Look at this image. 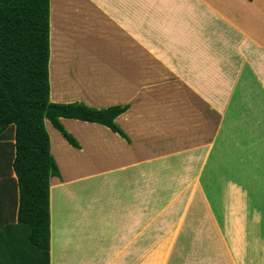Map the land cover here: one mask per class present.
I'll return each instance as SVG.
<instances>
[{
	"label": "rangeland",
	"instance_id": "1",
	"mask_svg": "<svg viewBox=\"0 0 264 264\" xmlns=\"http://www.w3.org/2000/svg\"><path fill=\"white\" fill-rule=\"evenodd\" d=\"M110 1L149 6L150 42L158 43L156 49L162 55H156L164 61L153 58L151 48V60L161 65L151 70L150 77L156 79L144 80L135 90L134 102L126 111L128 116L134 114L133 129L125 124L124 115L119 124L130 131L123 128L131 146L148 147L144 159H149L133 172H121L123 183L133 182L134 258L129 260L133 264H207V258L225 255L224 241L244 264H255V259L263 262L264 89L242 55L241 44L228 33L238 29L232 16L217 0ZM60 8L61 3L55 12L58 21ZM147 22L134 21L140 35ZM60 47V67L70 69L64 57L67 50L63 43ZM136 83L134 89L139 87ZM46 124L52 145L64 153L63 142L69 144L49 120ZM14 133L11 126L0 136L4 154L0 175L9 169V136L14 139ZM102 133L97 139V158L102 161L117 152L111 142L128 146L112 131ZM12 152L14 157V143ZM158 158L160 162L154 161ZM95 161L90 173L104 168L103 162ZM81 179L89 189L96 176ZM104 260L97 257L101 263Z\"/></svg>",
	"mask_w": 264,
	"mask_h": 264
},
{
	"label": "crops",
	"instance_id": "2",
	"mask_svg": "<svg viewBox=\"0 0 264 264\" xmlns=\"http://www.w3.org/2000/svg\"><path fill=\"white\" fill-rule=\"evenodd\" d=\"M217 3L233 17L232 23L238 29L228 33L241 44L242 55L247 57L253 74L264 89V0H217ZM148 10L146 3L134 1L61 2L59 22L63 23L62 43L67 50L64 57L66 64L71 66L63 69L60 67L62 62L56 66L53 56V34L57 24L50 6V101H81L97 108L133 103L135 90L140 89L144 80L156 79L150 77L151 72L154 74L151 70L156 69L153 65L161 66L158 61L151 60V48L154 49L152 57L164 64L162 54L156 49L158 43L150 42ZM139 18L148 21L141 35L134 28V21ZM103 58H107V63H103ZM135 82L139 87L134 89ZM169 98L176 100L174 95ZM127 113L130 112L121 116H125V124L133 129L134 114H130L132 121ZM121 116L117 118L119 124ZM62 123L78 138L81 149L62 141L66 145H63L65 152L56 150L45 121L50 152L57 159L63 178L50 180V264H133V260H129L134 258L133 182L130 178L131 181L123 183L121 172L124 169L131 172L134 167L148 162V156L144 159L148 147L136 143L134 148L122 138L128 146L119 143V147L116 142H111L117 152L102 161L97 158V139L108 128L72 119H62ZM123 128L129 131L125 126ZM205 145L208 148L209 143ZM60 156L68 159L59 162ZM160 159L154 161L160 162ZM94 160L103 162L104 168L90 173ZM4 176L0 175V183L5 185V191H1L2 201L8 204L11 194ZM89 176H96V181L88 189L81 183V178ZM4 221H16V210H12L11 205L6 206ZM221 246L225 255L207 258V264H244L240 257H234L229 242L223 241ZM97 257L105 260L101 263ZM255 262L264 264L257 259Z\"/></svg>",
	"mask_w": 264,
	"mask_h": 264
},
{
	"label": "trees",
	"instance_id": "3",
	"mask_svg": "<svg viewBox=\"0 0 264 264\" xmlns=\"http://www.w3.org/2000/svg\"><path fill=\"white\" fill-rule=\"evenodd\" d=\"M60 3L51 0L56 28L60 27L55 13ZM62 33L57 28L53 34L57 67L63 56ZM50 41V0H0L1 138L15 127L14 139L9 136L10 162L4 176L11 194L8 204H3L4 184L0 183V264H50V180L61 177V172L50 152L46 120L77 149L81 145L62 119L99 124L131 142L117 122L129 104L97 108L81 101H50ZM3 158L0 152V162ZM7 205L16 210L13 223L4 221Z\"/></svg>",
	"mask_w": 264,
	"mask_h": 264
},
{
	"label": "bare ground",
	"instance_id": "4",
	"mask_svg": "<svg viewBox=\"0 0 264 264\" xmlns=\"http://www.w3.org/2000/svg\"><path fill=\"white\" fill-rule=\"evenodd\" d=\"M87 167V166H86ZM89 168V167H88Z\"/></svg>",
	"mask_w": 264,
	"mask_h": 264
}]
</instances>
